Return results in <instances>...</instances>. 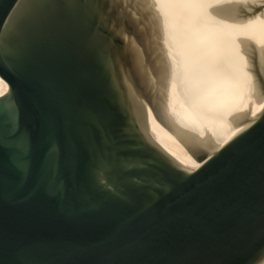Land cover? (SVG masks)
<instances>
[{
	"label": "water",
	"instance_id": "95a60500",
	"mask_svg": "<svg viewBox=\"0 0 264 264\" xmlns=\"http://www.w3.org/2000/svg\"><path fill=\"white\" fill-rule=\"evenodd\" d=\"M0 264L264 261V0H0Z\"/></svg>",
	"mask_w": 264,
	"mask_h": 264
},
{
	"label": "bare ground",
	"instance_id": "6f19581e",
	"mask_svg": "<svg viewBox=\"0 0 264 264\" xmlns=\"http://www.w3.org/2000/svg\"><path fill=\"white\" fill-rule=\"evenodd\" d=\"M7 87V82L0 77V94L4 93L7 90ZM261 264H264V261Z\"/></svg>",
	"mask_w": 264,
	"mask_h": 264
}]
</instances>
